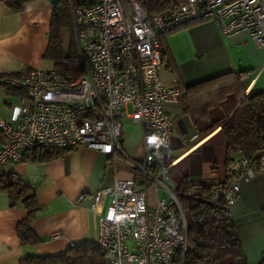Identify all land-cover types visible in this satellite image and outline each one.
<instances>
[{
	"label": "built area",
	"instance_id": "built-area-1",
	"mask_svg": "<svg viewBox=\"0 0 264 264\" xmlns=\"http://www.w3.org/2000/svg\"><path fill=\"white\" fill-rule=\"evenodd\" d=\"M64 1L80 71L73 76L53 67L0 77L23 95L10 120L0 121V176L5 164L39 148L85 147L109 159L119 156L136 178L116 179L92 197L102 264H173L177 252L183 261L187 223L171 176L175 163L166 155L174 129L166 107L182 106L185 98L179 87L162 83L158 37L213 19L222 35L246 32L263 47L264 0H184L151 19L139 0ZM125 119L141 128L138 156L123 150ZM252 163L238 151L229 184L216 189L212 201L233 204L241 183L254 176ZM257 165L264 171V146Z\"/></svg>",
	"mask_w": 264,
	"mask_h": 264
},
{
	"label": "crops",
	"instance_id": "crops-1",
	"mask_svg": "<svg viewBox=\"0 0 264 264\" xmlns=\"http://www.w3.org/2000/svg\"><path fill=\"white\" fill-rule=\"evenodd\" d=\"M56 1L34 0L19 13L0 3V75L54 67L43 57ZM164 43L168 69L162 67L160 78L165 86L179 87L185 98L182 106L166 107L174 124L166 152L175 163L173 174H188L195 184L222 183L226 178V144L220 127L252 87L257 91L264 89V46L257 47L246 32L222 35L213 19L179 28L168 34ZM237 73H244V90L236 104L219 127L199 137L193 118H207L200 106L214 102L218 89L208 82ZM1 88L0 121H9L13 107L21 104L23 98ZM2 144L0 134V147ZM122 147L131 156L142 152L141 128L129 119L123 122ZM63 150L59 158L49 161L33 160L36 152L24 151L21 162L3 167L4 175L17 177L36 198L39 210L31 229L39 242L21 243L16 229L28 211L19 205L11 206L7 195L0 193V264H19L26 257L60 256L72 247L70 244L97 247V216L91 210L93 194L111 186L116 179L136 178V173L119 156L109 159L85 147ZM252 169L253 178L241 183L239 197L228 208L248 264H258L264 251V171L259 170L257 162L252 163ZM80 197L83 199L79 200ZM248 227L260 228L262 238L254 258L248 250L253 242L252 234L245 233ZM54 234L58 237L52 238Z\"/></svg>",
	"mask_w": 264,
	"mask_h": 264
},
{
	"label": "trees",
	"instance_id": "trees-1",
	"mask_svg": "<svg viewBox=\"0 0 264 264\" xmlns=\"http://www.w3.org/2000/svg\"><path fill=\"white\" fill-rule=\"evenodd\" d=\"M31 1L34 0H0V3L9 11L19 13ZM139 1L143 4L149 19L170 12L184 2V0ZM64 30L69 34L67 52L62 46ZM172 32L158 37L162 67L165 69H168V62L164 41L165 37ZM48 40V47L43 58L51 61L54 67L66 74L76 76L80 71V64L73 41L70 14L64 0H58L53 4ZM243 74L218 77L208 82L216 85L218 89L214 102L207 101L200 106L199 110L203 111L207 118L205 120L193 118L199 137L208 135L224 122L244 90L241 81ZM2 76L10 75H0ZM1 87L13 94L22 95V92L11 90L2 83H0ZM220 133L226 144V178L222 183L195 184L188 174H173L172 168L171 176L176 182L175 194L186 218L188 236L184 260L182 261L181 254L177 252L173 264H248L238 236L237 225L230 214L228 205L222 199L213 202L212 194L216 189H224L229 184L231 179L229 169L238 151L244 153L253 162H257V157L264 146V89L257 91L255 87H252L220 127ZM33 151L36 152L33 160L49 161L59 158L64 150L39 148ZM0 193L7 195L11 206L19 205L28 211V216L16 229L21 243L37 244L39 241L32 232L31 223L39 207L32 190L23 185L17 177L2 174ZM103 260L104 255L97 247L72 246L63 255L26 257L19 264H102ZM258 264H264V251Z\"/></svg>",
	"mask_w": 264,
	"mask_h": 264
},
{
	"label": "rangeland",
	"instance_id": "rangeland-1",
	"mask_svg": "<svg viewBox=\"0 0 264 264\" xmlns=\"http://www.w3.org/2000/svg\"><path fill=\"white\" fill-rule=\"evenodd\" d=\"M68 42H69V34H68V32L66 30H64L62 32V46H63V50L65 52H67V49H68ZM162 73H163V71H162ZM162 73H161V75H162V78H163V75L164 74H162ZM3 88H1V89H3ZM1 121H3V119H1ZM259 229L260 228H258V227H256V228H254V227H248L247 229H245V233L247 232V234L248 233L252 234L251 235V239L253 238L252 244L250 243L252 246L250 245L249 246L250 249H248V250H250L249 252H250V256L252 258H254V257H256L258 255L257 246H258V244L260 242H262V238L260 236V231H258Z\"/></svg>",
	"mask_w": 264,
	"mask_h": 264
}]
</instances>
